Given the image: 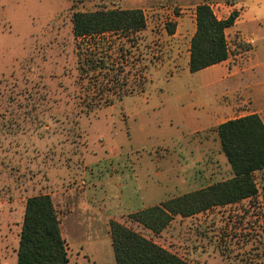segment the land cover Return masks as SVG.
<instances>
[{"label":"rangeland","instance_id":"obj_1","mask_svg":"<svg viewBox=\"0 0 264 264\" xmlns=\"http://www.w3.org/2000/svg\"><path fill=\"white\" fill-rule=\"evenodd\" d=\"M100 9H140L147 28L75 38L73 14ZM192 10L175 0H0V264H17L26 201L38 195L54 201L70 264H116L112 220L193 264L264 262L261 172L255 198L176 217L159 235L129 218L233 176L215 129L192 134L226 95L185 67ZM172 25L186 31L182 43Z\"/></svg>","mask_w":264,"mask_h":264},{"label":"trees","instance_id":"obj_2","mask_svg":"<svg viewBox=\"0 0 264 264\" xmlns=\"http://www.w3.org/2000/svg\"><path fill=\"white\" fill-rule=\"evenodd\" d=\"M211 1L204 0L195 9L196 32L190 43L191 73L218 65L230 56L226 30L235 24L239 12L233 11L227 19L220 20L210 6ZM72 22L77 39H96L109 33L136 34L147 28L146 16L140 9L75 12ZM175 29V25L168 28L169 35ZM215 131L232 178L134 212L129 216L131 221L159 235L176 217H194L215 207L251 200L259 194L255 174L264 171V123L260 116L253 114L229 120ZM110 235L116 264H193L122 222H110ZM17 264H70L61 220L50 195L33 196L26 201Z\"/></svg>","mask_w":264,"mask_h":264},{"label":"crops","instance_id":"obj_3","mask_svg":"<svg viewBox=\"0 0 264 264\" xmlns=\"http://www.w3.org/2000/svg\"><path fill=\"white\" fill-rule=\"evenodd\" d=\"M175 1L182 8L193 9L185 65L189 68L190 43L196 32L195 9L201 3L185 5L184 0ZM210 6L220 20L227 19L233 11L239 12V17L226 30L229 58L197 73L209 86L220 85L226 95L210 101L205 116H195L198 120L194 124L198 127L192 134L216 129L226 121L253 114L259 115L264 123V0H213ZM186 35L179 25L170 37L182 43ZM218 143L220 145L219 138ZM92 264H96L94 259Z\"/></svg>","mask_w":264,"mask_h":264}]
</instances>
